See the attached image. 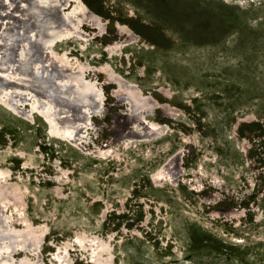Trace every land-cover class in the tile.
<instances>
[{"label":"rangeland","instance_id":"1","mask_svg":"<svg viewBox=\"0 0 264 264\" xmlns=\"http://www.w3.org/2000/svg\"><path fill=\"white\" fill-rule=\"evenodd\" d=\"M83 1L96 30L9 65L26 11L0 1V263L264 264V0ZM119 28L132 40L111 56ZM69 79L99 103L51 126L33 85ZM20 242L36 254L13 255Z\"/></svg>","mask_w":264,"mask_h":264},{"label":"bare ground","instance_id":"2","mask_svg":"<svg viewBox=\"0 0 264 264\" xmlns=\"http://www.w3.org/2000/svg\"><path fill=\"white\" fill-rule=\"evenodd\" d=\"M1 1V0H0ZM20 2V4H24V8L23 11L25 10L26 12L25 15H23V12H19L18 16L19 15H23L24 17H20L18 18V24H15L14 26H17V28L19 27L18 25H22L23 26V29H24V36H25V40H24V43H25V47L28 49H26L24 46H21L19 45L20 43H18V40H17V32L15 30H17L16 27H12L11 28V31L9 32V41L6 40L4 44V47L2 48L3 49V56H4V60L3 62L6 64V65H9V62H14L15 61V58L16 56H18L19 54V50H20V54L24 53H31V55H29L30 57H28V61L27 63H29V61L35 57V55H37L39 57V53L41 52L42 55L47 58V59H51L54 60L55 57H57L58 55L54 52V47H56L57 45H60V43H64V42H68V40H73L75 41L74 38H77L79 37L78 34L82 31V27H84L85 24H88V25H85L86 28H89L90 26V29L92 30H96L97 26L98 25V22H99V19L95 16V12H93L83 1V0H18ZM9 2V1H8ZM11 2V1H10ZM7 4V2H6ZM73 4V5H72ZM2 5V4H0ZM10 5V4H9ZM12 5V4H11ZM17 5V4H16ZM72 5V6H71ZM8 6V5H7ZM13 6V5H12ZM10 6V7H12ZM3 7V6H2ZM71 7V8H70ZM8 9V8H7ZM11 9V8H10ZM9 9V10H10ZM68 9V10H67ZM70 9V10H69ZM167 10H169L167 12L166 10V16L168 19H172V20H175V21H178L180 20V17H179V11L177 9H174V11H171L170 9L166 8ZM12 10V9H11ZM10 10V11H11ZM18 11V10H17ZM12 12V11H11ZM4 13V12H3ZM18 13V12H16ZM10 14V13H9ZM7 16V12L5 14ZM13 15V14H12ZM97 15V14H96ZM0 17H2L0 15ZM5 17V16H4ZM9 17V16H8ZM16 17V15H15ZM6 19V18H5ZM10 20V19H9ZM7 21V20H5ZM15 23V22H14ZM102 24V23H101ZM1 25V23H0ZM5 25V24H4ZM10 25V24H9ZM121 27V26H120ZM123 27V26H122ZM125 27V26H124ZM6 29H9L7 28V26H5ZM89 29V30H90ZM85 31V30H84ZM117 31V30H116ZM21 32V31H20ZM103 32V31H102ZM3 33V32H2ZM82 33V32H81ZM90 33V32H89ZM88 33V34H89ZM95 33V32H94ZM93 33V34H94ZM100 33V32H98ZM83 34V33H82ZM80 34V35H82ZM92 34V35H93ZM21 35V33H20ZM85 35V34H83ZM91 35V36H92ZM114 35V34H113ZM119 35V36H124L126 35V41H124L125 43L124 44H114L113 46H111V49L109 47V51L111 50V56H113L114 52L113 51V48L115 47H125L127 44L126 43H130L131 40H132V35H130V33L128 32L127 29L125 28H119L118 32L116 33V36ZM88 36V35H87ZM102 36V35H101ZM22 37V36H21ZM84 37V36H83ZM2 38V37H1ZM86 38V37H85ZM98 38V37H97ZM96 38V39H97ZM24 39V38H23ZM90 39V38H89ZM95 39V38H94ZM99 39V38H98ZM122 39V38H121ZM124 39V38H123ZM4 41V40H3ZM21 41V40H20ZM79 41V40H78ZM88 41V40H87ZM94 41V40H92ZM120 41V40H119ZM1 43V42H0ZM110 43V42H109ZM108 43V44H109ZM123 43V42H122ZM2 44V43H1ZM84 46V45H83ZM66 47V46H65ZM107 47V46H106ZM70 48V47H69ZM69 48H68V51H69ZM83 48V47H82ZM122 48V49H123ZM1 49V48H0ZM66 49V48H65ZM62 50V49H61ZM108 50V49H107ZM119 50V49H118ZM27 51V52H26ZM106 51V49H105ZM104 51V52H105ZM60 52V51H59ZM66 52V51H65ZM41 53H40V56H41ZM64 53H62L63 55ZM61 55V54H60ZM59 55V56H60ZM116 55V54H115ZM20 56V55H19ZM50 56V57H49ZM110 56V57H111ZM22 57V56H21ZM61 57V56H60ZM63 57V56H62ZM1 58V57H0ZM20 59V58H19ZM23 59V58H21ZM34 59H37V58H34ZM57 59V58H56ZM42 60V59H41ZM61 60V59H60ZM1 61V60H0ZM40 61V60H39ZM46 61V60H45ZM10 62V63H11ZM42 61H40L41 63ZM69 62V61H68ZM2 63L1 61V64H4ZM22 64H25L23 62H21ZM19 63V64H21ZM30 63H32L30 61ZM29 63V64H30ZM34 63V61H33ZM36 63V62H35ZM34 63V64H35ZM39 63V62H38ZM63 63V62H62ZM71 63V61H70ZM74 63V62H73ZM13 64V63H12ZM11 64V65H12ZM33 64V66H35ZM58 64V63H57ZM72 64V63H71ZM28 65V64H27ZM32 65V64H31ZM59 65V64H58ZM57 65V66H58ZM4 65H2L3 67ZM33 66H26L28 67V70L29 71V67H32ZM41 66H42V63H41ZM53 66V65H52ZM56 66V67H57ZM71 66V65H70ZM0 67V69L2 68ZM6 67V66H5ZM15 67V63H14V66L12 68V70L14 69ZM39 67V66H38ZM44 67V66H43ZM72 67V66H71ZM9 69L10 66H8ZM7 68V69H8ZM35 68V67H34ZM40 68V67H39ZM47 68V67H46ZM80 68V67H79ZM7 69H2V72L3 70H7ZM8 69V70H9ZM17 69V67H16ZM20 69V68H19ZM44 69V68H43ZM57 69V68H56ZM61 69V68H60ZM77 69V68H76ZM26 70V69H25ZM49 70V69H48ZM83 70V69H82ZM1 71V70H0ZM15 71V70H14ZM17 71V70H16ZM15 71V72H16ZM19 71V70H18ZM17 71V72H18ZM31 71H34V69H32ZM39 71V70H38ZM55 71V70H54ZM62 71V70H61ZM70 71V70H69ZM72 71V70H71ZM80 71V70H79ZM8 72H11L10 70ZM20 72V71H19ZM18 72V73H19ZM21 72H24V70H22ZM26 72V71H25ZM24 72V74H25ZM35 72V71H34ZM44 72V71H43ZM47 72V71H45ZM84 72V71H83ZM4 73V72H3ZM36 73V72H35ZM39 73V72H38ZM60 73V72H59ZM78 73V72H77ZM95 73V71H94ZM21 74V73H20ZM27 74V72H26ZM41 74V73H40ZM83 74V73H82ZM0 75L2 76V74L0 73ZM9 75V74H8ZM45 75V73L43 74ZM42 75V76H43ZM107 75V74H106ZM14 76V75H12ZM19 76V74H18ZM17 76V77H18ZM20 76H23L24 75H20ZM41 76V75H40ZM69 76V75H68ZM22 77V78H23ZM28 77H33V76H28ZM35 77V76H34ZM73 77V76H72ZM81 77V76H80ZM105 77V76H104ZM107 77V76H106ZM11 78V77H10ZM13 78V77H12ZM20 78V77H19ZM26 78V77H25ZM47 78V77H46ZM74 78H77V77H74ZM9 79V77H8ZM14 79V78H13ZM18 79V78H17ZM27 79V78H26ZM33 79V78H32ZM37 79V78H36ZM39 79V78H38ZM52 79V78H51ZM60 79V78H59ZM58 79V80H59ZM0 80L3 82V80L1 79L0 77ZM7 81V79H5ZM30 80V79H29ZM41 80V79H40ZM56 80V79H55ZM67 80V79H66ZM73 80V79H72ZM76 80V79H75ZM0 81V82H1ZM23 81V79H22ZM32 81V80H31ZM38 81V80H37ZM50 81V79L48 80ZM83 81V80H82ZM5 82V81H4ZM16 82V81H15ZM25 82H28L25 81ZM33 82H35L33 80ZM32 82V83H33ZM40 81L39 83H35L33 85L34 89L36 90L37 94L36 96L38 98H40L39 100L40 101H43V102H47V103H50L53 107L51 108V110H47V115L44 116L45 117V121L47 124L53 126V122L55 123L56 120L54 118V116L56 115V109H64V108H67V114L66 116L62 117V120L63 122H67L68 124H74L76 122H78L80 125L85 123L86 120L88 119V113H89V109H93L94 106H96V104H98L99 102L96 100V97L98 96V94H96L95 97H93L91 95V92L89 90H86L84 88V85H81V84H75L74 81L72 82L70 79L67 81V83H61L59 82V84L61 83V85H64L62 88H54V86H48L46 82H42ZM55 82V81H54ZM63 82V80H62ZM84 82V81H83ZM102 82V81H101ZM110 82V81H109ZM113 82V81H112ZM9 83H11L9 81ZM8 83V84H9ZM23 82H21L22 84ZM31 83V84H32ZM49 83V82H48ZM56 83V82H55ZM58 83V82H57ZM87 83V82H85ZM89 83V82H88ZM91 83V82H90ZM3 84V83H2ZM20 84V83H18ZM18 84L16 86H18ZM25 84V83H24ZM44 84L46 86H44ZM7 85V84H5ZM23 85V84H22ZM29 87H30V83H28ZM58 85V84H57ZM88 85V84H87ZM1 86V85H0ZM15 86V85H13ZM15 86V87H16ZM27 86V85H26ZM91 86V85H90ZM8 87V86H7ZM21 87V86H20ZM89 87V86H87ZM93 87L94 84H93ZM10 88V87H9ZM12 88V86H11ZM1 89V88H0ZM6 89V87H5ZM33 89V90H34ZM11 90V89H9ZM15 90V89H14ZM92 90V89H90ZM100 90V89H99ZM3 91H4V88H3ZM2 91V92H3ZM5 91H8V90H5ZM12 91V90H11ZM25 91V90H24ZM23 91V92H24ZM28 91V90H27ZM95 91V90H94ZM14 92V91H13ZM32 92V91H31ZM34 92V91H33ZM6 93V92H5ZM15 93H22V92H15ZM14 93V94H15ZM25 93V92H24ZM8 94V93H6ZM23 94V93H22ZM74 96H72V95ZM124 94V93H123ZM12 95V94H11ZM16 95V94H15ZM33 95V94H32ZM76 95V96H75ZM95 95V94H94ZM122 95V94H121ZM23 96V95H22ZM25 96V95H24ZM35 96V97H36ZM72 96V97H71ZM19 97L21 98V96L19 95ZM25 97H28L27 95ZM30 97V96H29ZM28 97V98H29ZM32 97V96H31ZM36 97V98H37ZM101 97V96H100ZM100 97H98L100 99ZM143 97V96H142ZM10 99V95L8 97ZM12 98V97H11ZM17 98H18V95H17ZM16 98V99H17ZM33 98V97H32ZM102 98V97H101ZM116 98V97H115ZM3 99V98H2ZM7 98H5L6 100ZM98 99V100H99ZM152 99V98H151ZM8 100V99H7ZM13 100V99H12ZM18 100V99H17ZM21 100V99H20ZM24 100V99H23ZM30 100V98H29ZM34 100V99H33ZM126 100V99H125ZM9 101V100H8ZM22 101V100H21ZM25 101V100H24ZM32 101V100H30ZM117 101V100H116ZM122 101V100H121ZM13 102V101H12ZM16 102V101H15ZM26 102V101H25ZM98 102V103H97ZM128 102V101H127ZM126 102V103H127ZM8 103V102H7ZM17 103H19V101H17ZM23 103V102H22ZM27 103V102H26ZM25 103V104H26ZM36 103V101H35ZM102 103V102H101ZM6 104V103H5ZM4 104V105H5ZM15 104V103H14ZM21 104V103H20ZM19 104V105H20ZM29 106H30V103L28 102ZM16 105V104H15ZM36 104H33L32 106H34ZM115 105L116 102H115ZM155 105V104H154ZM6 106V105H5ZM9 105L7 104V107ZM17 106V105H16ZM15 106V107H16ZM46 106V105H45ZM44 106V107H45ZM50 106V105H49ZM100 106V105H99ZM114 106V105H113ZM120 106V105H119ZM18 107V106H17ZM16 107V108H17ZM31 107V106H30ZM39 106H37L38 108ZM48 107V106H47ZM46 107V108H47ZM13 108V107H12ZM100 108V107H99ZM102 108V107H101ZM99 109V111L102 109ZM141 108V107H140ZM27 110V109H26ZM65 110V109H64ZM16 111V110H15ZM44 111V110H43ZM61 111V110H60ZM105 111V110H104ZM102 111V112H104ZM138 111V110H137ZM46 112V111H45ZM96 112V111H95ZM101 112V113H102ZM38 113V112H37ZM61 113V112H60ZM64 113V111L62 112ZM97 113V112H96ZM129 113V112H128ZM135 113V112H134ZM58 114V113H57ZM119 114V112H118ZM132 114V113H131ZM139 114V112H138ZM43 115V114H42ZM60 115V114H59ZM88 115V116H87ZM100 115V114H99ZM125 115V114H124ZM121 114V116H124ZM129 115V114H128ZM101 116V115H100ZM53 117V119H52ZM60 117V116H59ZM117 117H120V116H117ZM130 117V115H129ZM140 117V115H139ZM142 117V116H141ZM115 118V117H113ZM117 119L119 120V118H116V121ZM129 119V118H128ZM54 120V121H53ZM115 120V119H114ZM135 121V120H134ZM122 122V121H121ZM57 124V123H56ZM78 124V126H80ZM113 124V122H112ZM120 124V123H119ZM122 124V123H121ZM137 124V123H136ZM127 125V124H126ZM50 126V127H51ZM55 126V125H54ZM128 126V125H127ZM138 126V125H137ZM72 127V126H71ZM81 127V126H80ZM83 127V126H82ZM96 127V126H95ZM120 127V126H119ZM122 127V126H121ZM139 127V126H138ZM159 127V126H158ZM157 127V128H158ZM76 128V127H74ZM79 128V127H78ZM77 128V129H78ZM113 128V127H112ZM124 128V126H123ZM155 128V127H154ZM70 129V127H69ZM80 129V128H79ZM77 130L80 132V130ZM84 129V128H83ZM113 129H116V128H113ZM147 129V128H145ZM149 129V128H148ZM163 129V128H162ZM119 130V129H118ZM50 131V130H49ZM55 131V130H54ZM64 131V130H63ZM68 131V130H67ZM76 132V130H74ZM116 131V130H115ZM144 131V129H143ZM153 131V130H152ZM72 132V131H70ZM82 132V131H81ZM81 132H80V135H81ZM117 132V131H116ZM132 132V131H131ZM62 133V132H59V134ZM66 133V132H65ZM78 133V132H77ZM113 134V133H112ZM112 134H110L112 136ZM119 134V132H118ZM63 136V135H62ZM69 136V135H68ZM72 136V135H71ZM75 136V134H74ZM122 136V135H121ZM124 136V135H123ZM59 137V136H58ZM62 138V137H61ZM68 138V137H67ZM72 138V137H71ZM131 138V137H129ZM136 138V137H135ZM74 139V138H73ZM155 140V139H154ZM147 142V141H146ZM129 143V142H128ZM174 161V160H173ZM162 165V164H161ZM165 165V164H164ZM165 169V168H163ZM167 171H173V170H168L166 169ZM173 172H176V171H173ZM166 173V172H165ZM169 174V173H168ZM170 175V174H169ZM159 177V176H158ZM175 178V177H174ZM174 178L172 180H174ZM157 179V178H156ZM169 179V178H168ZM166 180V179H165ZM170 182V181H169ZM1 184V183H0ZM4 184V183H3ZM2 184V185H3ZM207 202V201H206ZM1 204V203H0ZM3 228V227H2ZM4 229V228H3ZM2 229V230H3ZM1 230L0 228V249H1V242L3 240V231ZM28 240H30L28 238ZM32 240V238H31ZM22 241V240H21ZM33 241L35 242V240L33 239ZM32 241V244H34ZM17 243V242H16ZM30 243V242H29ZM21 244V245H20ZM32 244H26V243H19V246L21 247H13L15 244L11 243L9 244L10 248H9V251L14 254H18L19 252H25V253H30V254H36L35 252V248L37 247H32L31 245ZM4 246V245H3ZM38 253V252H37ZM61 253V252H60ZM11 254V253H10ZM56 254V253H55ZM58 255V254H57ZM55 255V256H57ZM26 257V256H25ZM24 257V258H25ZM56 258V257H55ZM60 259V258H59ZM52 260H54V257L52 258ZM57 261V260H56ZM59 261V260H58ZM93 261V260H92ZM7 264V262H5ZM94 263V262H93ZM1 264V263H0ZM11 264V263H10ZM64 264V263H63Z\"/></svg>","mask_w":264,"mask_h":264}]
</instances>
